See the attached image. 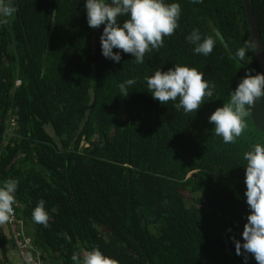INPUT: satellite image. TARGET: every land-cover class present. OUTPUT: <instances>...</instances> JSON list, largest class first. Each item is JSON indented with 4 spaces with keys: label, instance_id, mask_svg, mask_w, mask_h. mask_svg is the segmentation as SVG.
Returning <instances> with one entry per match:
<instances>
[{
    "label": "trees",
    "instance_id": "1",
    "mask_svg": "<svg viewBox=\"0 0 264 264\" xmlns=\"http://www.w3.org/2000/svg\"><path fill=\"white\" fill-rule=\"evenodd\" d=\"M3 2L15 12L0 15V185L18 181L14 208L43 263L98 248L118 264H245L235 251L250 211L243 154L264 133L249 113L226 144L208 122L246 72L258 73L254 51L235 55L251 41L243 0H178L179 27L143 64L122 50L119 63L102 56L104 26H88L84 0ZM249 2L264 59V0ZM194 29L216 40L210 55L193 51ZM175 65L215 86L195 113L148 92L146 77ZM40 200L46 225L32 219ZM246 264H257L251 253Z\"/></svg>",
    "mask_w": 264,
    "mask_h": 264
},
{
    "label": "clouds",
    "instance_id": "2",
    "mask_svg": "<svg viewBox=\"0 0 264 264\" xmlns=\"http://www.w3.org/2000/svg\"><path fill=\"white\" fill-rule=\"evenodd\" d=\"M200 2L193 0V3ZM84 8L89 27L95 29L104 26L100 36L102 56L119 63L122 50L123 53L131 54L137 64L145 62L146 53L163 46L164 38L171 36L179 27L182 12L178 0H84ZM14 12L11 5L0 0V15L8 17ZM124 17L126 19H121ZM186 39L194 45L196 54L204 56L210 55L216 44L214 37H202L197 29ZM255 48L253 39L244 41L235 55L244 61L246 53ZM135 83L134 79H128L120 85L124 96L129 93L127 88ZM146 84L154 100L162 105L172 101L174 107L182 109L185 114L195 113L204 102L210 100L215 88L204 79V73L183 65H175L163 72L160 69L155 71L151 77H146ZM262 97L264 74L251 75L246 72L232 91L230 101L216 108L208 117V122L214 125L215 135L226 144L234 143L247 127L246 117L252 106ZM243 160L246 162L243 167L246 185L244 196L250 211L241 233L243 243L235 241V251L237 255L244 256L245 264L248 253L252 254L257 264H264V143L254 144L243 154ZM17 188L16 179H9L0 185V223H6L14 214ZM32 219L38 224H47L49 214L44 200H40L33 209ZM71 259L73 264H118L98 248L87 251L82 260L75 254Z\"/></svg>",
    "mask_w": 264,
    "mask_h": 264
},
{
    "label": "water",
    "instance_id": "3",
    "mask_svg": "<svg viewBox=\"0 0 264 264\" xmlns=\"http://www.w3.org/2000/svg\"><path fill=\"white\" fill-rule=\"evenodd\" d=\"M243 5L246 13L247 23L251 32V40L255 42L256 48L254 50L255 57L258 62V73L264 74V59L262 53V45L260 41L259 28L256 23L251 4L249 0H243ZM250 116L253 124L259 131L264 133V97L258 99L251 108ZM84 144V143H83ZM2 229L9 237V230L6 223H2ZM225 237V236H224ZM226 244L227 241L225 240Z\"/></svg>",
    "mask_w": 264,
    "mask_h": 264
},
{
    "label": "built area",
    "instance_id": "4",
    "mask_svg": "<svg viewBox=\"0 0 264 264\" xmlns=\"http://www.w3.org/2000/svg\"><path fill=\"white\" fill-rule=\"evenodd\" d=\"M19 84L20 80L17 79L15 85L18 86ZM8 223L13 230L14 243L19 252L22 264H44L41 251L34 245L33 238L23 226L21 219L17 217L15 210L14 214L8 220Z\"/></svg>",
    "mask_w": 264,
    "mask_h": 264
},
{
    "label": "flooded vegetation",
    "instance_id": "5",
    "mask_svg": "<svg viewBox=\"0 0 264 264\" xmlns=\"http://www.w3.org/2000/svg\"><path fill=\"white\" fill-rule=\"evenodd\" d=\"M10 119H11V117H10ZM11 124H13V121H12V120H10V125H11ZM193 176H194V175H193ZM14 210H15V208H14ZM15 212H16V210H15ZM16 215H17V217H18L19 219H21V221H22V223H23V226L26 228L27 232L30 233V235H31V237H32V234H31L30 229H29L28 227H26V226H27V225L25 224L26 221L23 220L22 217H19L18 214H17V212H16ZM6 225H7L8 230H9V237H8L7 234L3 231V229H2V223H0V256H1V258L3 259L2 262H4V260H6V259L9 258V253H10L11 251H13V250L16 252V254L18 255V257H20L19 252H18V250H17V248H16V245H15V243H14V233H13V230L10 228V225H9L8 221L6 222ZM27 228H28V229H27ZM4 236H5L10 242L4 240ZM3 250H4V252H2ZM2 262H1V263H2ZM7 262H8V261H7ZM7 262H5V264H7Z\"/></svg>",
    "mask_w": 264,
    "mask_h": 264
},
{
    "label": "crops",
    "instance_id": "6",
    "mask_svg": "<svg viewBox=\"0 0 264 264\" xmlns=\"http://www.w3.org/2000/svg\"><path fill=\"white\" fill-rule=\"evenodd\" d=\"M27 225V227L30 229L31 231V224L29 222H26L25 223ZM27 228V229H28ZM84 252V253H83ZM81 252L82 253V256L80 255V257L83 259V256L86 254L85 251ZM3 259L1 258L0 256V262H2ZM8 261V262H7ZM5 262H7V264H22V260L20 257H18V255L16 254V252L13 250L9 253V258L5 260Z\"/></svg>",
    "mask_w": 264,
    "mask_h": 264
},
{
    "label": "rangeland",
    "instance_id": "7",
    "mask_svg": "<svg viewBox=\"0 0 264 264\" xmlns=\"http://www.w3.org/2000/svg\"><path fill=\"white\" fill-rule=\"evenodd\" d=\"M46 130H47V132H48L49 134L53 135L52 129H51L50 127H46ZM185 198L190 199V200L188 201V203H191L190 201H191L192 196H191L190 193L187 192V191L185 192ZM83 253H84V252H83ZM80 255L82 256V253H81Z\"/></svg>",
    "mask_w": 264,
    "mask_h": 264
}]
</instances>
